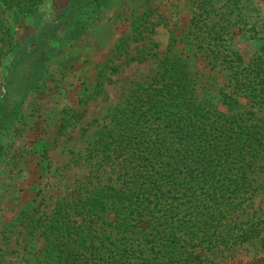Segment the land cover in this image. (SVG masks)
<instances>
[{
    "label": "trees",
    "instance_id": "1",
    "mask_svg": "<svg viewBox=\"0 0 264 264\" xmlns=\"http://www.w3.org/2000/svg\"><path fill=\"white\" fill-rule=\"evenodd\" d=\"M39 1L0 0V7L28 16ZM108 1L53 2L50 22L74 21ZM177 27L169 29L160 53H148L156 56L151 75L134 80L95 120L83 147L86 172L49 209L40 207L42 199L18 209L27 230L25 262L30 256H37L33 264L241 261L232 256L235 245L259 233L240 212L247 213L257 192L254 174L264 170V38L243 59L219 37L223 26L215 21ZM10 28L0 16V29ZM6 41L8 47L17 43L9 35ZM144 57L133 53L127 60ZM199 62L224 71L216 99L224 110L206 93L215 75L203 73ZM254 263L264 264V256Z\"/></svg>",
    "mask_w": 264,
    "mask_h": 264
},
{
    "label": "rangeland",
    "instance_id": "2",
    "mask_svg": "<svg viewBox=\"0 0 264 264\" xmlns=\"http://www.w3.org/2000/svg\"><path fill=\"white\" fill-rule=\"evenodd\" d=\"M53 2L59 7L66 0H41L28 16L0 7L2 21L11 27V32L0 29V264L36 261L37 256H30L25 262L27 230L19 223L18 209L40 199V207L49 209L86 172L83 147L95 120L122 99L134 80L151 75L156 56L148 53L165 48L173 25L179 31L194 19L215 21L223 26L219 37L243 59L264 38V0H109L65 23L50 22ZM104 20L117 33L109 45L107 34L95 31ZM8 35L17 41L15 46H7ZM92 35L99 41L94 43ZM119 38L124 43L114 49ZM133 53L145 57L127 60ZM112 64L117 67L111 71ZM198 66L215 75V86L206 93L216 103L217 88L226 82L224 71L202 62ZM254 177L257 192L240 217L257 224L259 233L235 245L232 256L241 261L234 264H255L264 256V170ZM31 239L36 246L40 243L37 236Z\"/></svg>",
    "mask_w": 264,
    "mask_h": 264
},
{
    "label": "crops",
    "instance_id": "3",
    "mask_svg": "<svg viewBox=\"0 0 264 264\" xmlns=\"http://www.w3.org/2000/svg\"><path fill=\"white\" fill-rule=\"evenodd\" d=\"M113 28L114 27H112L111 24L107 23V21H105V20L102 23L100 22V23L95 25V31L97 34H99L100 32L107 34V36H106L107 45L112 43L115 40V37L117 35V33L114 31L115 28L114 29ZM90 39L94 43H96V41H99V38L98 37L95 38L94 35H92Z\"/></svg>",
    "mask_w": 264,
    "mask_h": 264
}]
</instances>
